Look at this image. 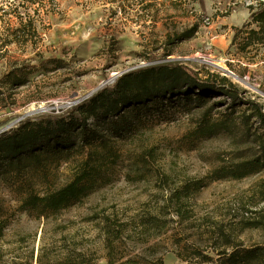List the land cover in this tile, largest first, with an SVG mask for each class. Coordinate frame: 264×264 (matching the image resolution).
<instances>
[{"label":"rangeland","instance_id":"obj_1","mask_svg":"<svg viewBox=\"0 0 264 264\" xmlns=\"http://www.w3.org/2000/svg\"><path fill=\"white\" fill-rule=\"evenodd\" d=\"M259 1L0 0V44L7 30L21 25L18 16L23 24L33 20L27 27L34 29L21 42L9 36L8 52L0 58V77L12 66L33 67L26 84L9 89L0 102V133L25 119L68 120L76 116V105L123 73L169 61L201 77L227 75L247 98L264 106V49L249 63L235 46L229 49L233 28L248 20L249 7ZM192 27V36L174 39ZM228 63L247 69L236 74ZM230 104L222 95L192 96L134 113L118 138L106 135L113 156L103 160L90 194L48 218L21 210L22 194L0 182L4 260L36 264L41 249L50 251L66 237L106 264L105 216L128 225L125 253L161 257L163 264H199L195 253L214 257L221 248L231 250L234 242L264 244V170L238 180L212 175L255 150L226 135L191 136L205 115L216 119ZM76 168V161L61 162L50 181L38 176L34 189L42 194L48 185L58 188ZM150 216L161 227L149 225L144 231L142 222Z\"/></svg>","mask_w":264,"mask_h":264},{"label":"trees","instance_id":"obj_2","mask_svg":"<svg viewBox=\"0 0 264 264\" xmlns=\"http://www.w3.org/2000/svg\"><path fill=\"white\" fill-rule=\"evenodd\" d=\"M249 9L248 20L240 27L233 28L229 44V49L235 46L236 54L241 59H246V63L252 61L253 56L264 49V0ZM18 18L21 25L7 30L3 36L0 58L5 57L8 52L6 46L12 42L9 36L21 42L26 40L30 33H34L32 26L27 27L33 20L23 24L22 18ZM195 31L196 28L192 27L175 34L174 39L190 37ZM228 65L236 74L239 73L237 71L247 69V66H239L238 70H235L231 68V63ZM29 67L33 68L27 65L12 66L1 75L0 102L7 97L9 89L26 84V75L31 69H28ZM214 95H222L231 100V104L226 108L228 112L221 113L216 119L205 115L191 131L192 138L198 140L226 135L233 141L255 150L248 159L243 158L220 170H214V179L238 180L262 172L264 106L247 98L246 91L239 88L227 75L208 72L201 77L183 64L169 61L123 73L112 85L99 89L76 105L72 109L76 111V116L68 120L52 116L40 117L38 120L25 119L16 127L0 133V182L22 194L21 210H35L40 217L48 218L49 215L68 208L73 202L80 201L90 194L103 160L113 156L106 135L118 138L128 129L130 117L134 113L143 112L167 100L186 101L192 96L202 100ZM238 106L244 108L238 110ZM237 110L239 115H236ZM97 148H100V151ZM94 156L96 157L93 158ZM70 160L76 161L77 168L69 181L53 190L48 185L42 194L34 189L38 176L47 181L54 168L61 162L67 163ZM262 219L264 220V217ZM263 220L260 223H264ZM102 222V258L106 264H163L161 257L125 253L129 245V236L126 234L128 225L123 222L116 223L108 216L103 217ZM114 223L116 225H113ZM149 225L161 227L155 216L143 220L144 231ZM227 237L228 235H224V238ZM231 246V250H217L214 257L197 252V263L264 264V244L244 246L240 242H234ZM0 264H10L4 260L1 252ZM36 264L99 263L94 253L82 250L74 239L63 237L50 251L41 249Z\"/></svg>","mask_w":264,"mask_h":264}]
</instances>
